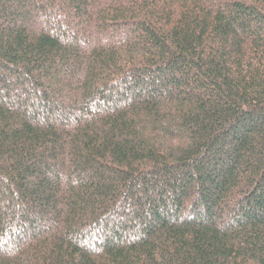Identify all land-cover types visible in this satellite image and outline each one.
<instances>
[{"label": "trees", "instance_id": "trees-1", "mask_svg": "<svg viewBox=\"0 0 264 264\" xmlns=\"http://www.w3.org/2000/svg\"><path fill=\"white\" fill-rule=\"evenodd\" d=\"M0 264H264V0H0Z\"/></svg>", "mask_w": 264, "mask_h": 264}]
</instances>
